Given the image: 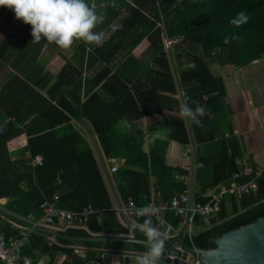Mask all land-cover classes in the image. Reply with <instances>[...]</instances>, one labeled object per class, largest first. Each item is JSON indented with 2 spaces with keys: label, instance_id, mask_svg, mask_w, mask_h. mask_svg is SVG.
Returning <instances> with one entry per match:
<instances>
[{
  "label": "trees",
  "instance_id": "1",
  "mask_svg": "<svg viewBox=\"0 0 264 264\" xmlns=\"http://www.w3.org/2000/svg\"><path fill=\"white\" fill-rule=\"evenodd\" d=\"M88 2L105 15L95 31L105 32L106 39L100 46L77 40L71 56L57 52L58 66L40 58L48 42L31 41V26L11 9L0 24V71L2 62L9 64L0 85V118L7 120L0 127L2 233L17 236L20 229L9 220L23 223L30 214L42 216L40 205L53 195L59 209L78 212L91 205L98 212L81 227L63 229L56 222L63 230L54 242L35 227L22 250L33 263L48 255L45 264H54L56 253L65 255L60 264H93L99 249L144 252L146 245L125 241L145 242L135 227L144 219L121 221L114 185L125 204L129 199L140 206L169 201L190 188L175 174L190 177L193 163V203L208 204L239 170L242 151L237 138H225L230 130L222 127L228 117L226 92L206 57L219 51L215 56L223 62L242 66L264 56V0ZM240 11L250 19L237 28L229 21ZM113 24L122 27L112 31ZM165 37L176 41L166 48ZM224 37L230 38L228 44ZM175 95L193 108L196 103L205 107L201 125L180 117ZM153 117L162 121L149 125ZM21 139L26 141L13 160L11 145ZM172 145L180 153L170 158ZM117 159L118 169L110 173ZM263 216L264 173L254 192L228 195L210 216H194L183 244L188 250L213 249L217 237ZM186 218L167 213L168 225L160 229L171 226L165 248ZM103 234L120 240H91ZM74 244L84 247L83 254L74 251Z\"/></svg>",
  "mask_w": 264,
  "mask_h": 264
},
{
  "label": "crops",
  "instance_id": "2",
  "mask_svg": "<svg viewBox=\"0 0 264 264\" xmlns=\"http://www.w3.org/2000/svg\"><path fill=\"white\" fill-rule=\"evenodd\" d=\"M8 8L0 7V24L4 18L8 15ZM123 18V17H122ZM22 22L16 24V28L21 27ZM1 39V37H0ZM74 44L67 50L61 49L54 43H46L41 53V59H48L47 64L50 67L58 66V51L64 52L66 55L71 56L73 53ZM171 47V46H170ZM219 51L215 52V55ZM210 55L206 57L209 63V68L213 75L220 76L223 81L224 89L226 92V105H227V120L223 121L222 127L227 129L230 126V130L227 129L225 138L235 137L241 146L242 156L240 161L248 162L252 165H264V56L255 59L245 65L235 66L231 63H225L217 56ZM192 64V63H191ZM3 69L0 71V85L3 83L5 76H7L8 63L2 62ZM173 98L178 99L180 104L184 101L177 95ZM161 117H153L148 119V124L153 125L161 122ZM7 122L4 118H0V127ZM158 136V135H157ZM26 139H21L16 143H12L11 151L14 153L13 160L18 154L21 147L24 145ZM192 155L194 157L197 145L194 141L191 142ZM176 146L170 147L168 157H175L180 153V149H175ZM117 161V160H116ZM114 161V162H116ZM191 173L189 177L190 189L193 185L192 173L193 163H191ZM112 194L116 207L122 208L123 203L120 197L119 191L116 185L112 188ZM5 201V200H4ZM91 206V205H88ZM87 207V206H86ZM121 221L128 220L126 214L120 213ZM44 232L51 235H56L62 230L55 228L40 227ZM192 227H188L186 221L184 225L180 226L176 231V238H183L188 234ZM186 232V234H185ZM189 235V234H188ZM94 238H99L95 236ZM112 238L108 234H103L99 239ZM72 241H79L81 239L71 238ZM73 248H78V253L83 254L85 250L83 246L74 244ZM43 261L47 263L50 259L48 255H43ZM65 259V255L62 253H56L54 257V264H60Z\"/></svg>",
  "mask_w": 264,
  "mask_h": 264
},
{
  "label": "clouds",
  "instance_id": "3",
  "mask_svg": "<svg viewBox=\"0 0 264 264\" xmlns=\"http://www.w3.org/2000/svg\"><path fill=\"white\" fill-rule=\"evenodd\" d=\"M0 7L11 9L16 19L31 26V41L34 42L43 39L67 50L77 40L88 45L100 46L106 39L105 32L95 31L97 26L104 22L105 15L97 12L96 4H90L88 0H0ZM249 19L250 14L240 11L229 23L238 28L248 23ZM121 27L120 24H113L112 31H117ZM231 39L238 40L239 37L232 36ZM223 42L228 44L230 38L224 37ZM179 115L199 126L200 117L206 115V109L199 103H196L195 108L191 107L188 99L185 98L179 106ZM110 173L113 172L110 170ZM149 211L148 217L142 223L135 225L146 243L145 251L135 257L136 264H161L166 235L171 231V226L165 231L154 226L151 214L158 213L159 209L153 206Z\"/></svg>",
  "mask_w": 264,
  "mask_h": 264
},
{
  "label": "built area",
  "instance_id": "4",
  "mask_svg": "<svg viewBox=\"0 0 264 264\" xmlns=\"http://www.w3.org/2000/svg\"><path fill=\"white\" fill-rule=\"evenodd\" d=\"M176 39H169L165 37V47L169 48ZM0 128V132H1ZM41 158H37L33 164L39 163ZM119 161L117 160L110 168L111 172L117 171ZM264 173V165H252L248 162L240 161L239 170L236 171L232 180L229 183L222 184L217 193H215L211 201L206 205L194 204L192 200L191 189L187 188L179 194H175L169 201L156 202L151 201L147 205L140 206L134 200L129 199L128 202L119 208V212L126 214L130 218L145 219L150 214V209L153 206L159 209L156 214H151L154 226L159 229L168 225L166 216L169 211L174 212L175 216L179 218H186L187 226L191 227V222L194 216L208 217L210 216L222 203L224 197L228 195H236L241 197L242 195H248L256 190V181L262 177ZM247 180L241 182V179ZM175 179L182 182L184 186H189V177L186 174H175ZM58 196L53 195L51 200H45L41 205L42 216L37 217L34 214L28 215L26 218H22L20 223L16 220H9L13 225L20 229L19 234L15 237H5L1 231L0 226V263L1 264H44L43 259L37 263H33L30 256L22 253L24 246L29 242L31 235L34 232L35 227H45L48 229L55 228L60 229L55 224L59 222L62 228H67L74 224L76 226H85L92 215L98 214V212L92 207L87 206L78 212H70L59 209L57 207ZM5 204L4 200H0V208ZM2 221L5 220L3 216L0 217ZM182 222L180 223V225ZM184 224V223H183ZM60 229V230H63ZM191 230H189L190 232ZM49 235V234H48ZM48 240L54 242V235H49ZM178 249V248H177ZM74 251H78V248H74ZM194 264V263H191Z\"/></svg>",
  "mask_w": 264,
  "mask_h": 264
},
{
  "label": "water",
  "instance_id": "5",
  "mask_svg": "<svg viewBox=\"0 0 264 264\" xmlns=\"http://www.w3.org/2000/svg\"><path fill=\"white\" fill-rule=\"evenodd\" d=\"M110 239L93 237L91 240ZM125 241L146 245L143 241L133 239ZM215 245V248L208 250H188L183 238L173 239L169 247L164 249L161 264H264V216L217 237ZM141 253L99 249L93 264H136L135 257Z\"/></svg>",
  "mask_w": 264,
  "mask_h": 264
},
{
  "label": "rangeland",
  "instance_id": "6",
  "mask_svg": "<svg viewBox=\"0 0 264 264\" xmlns=\"http://www.w3.org/2000/svg\"><path fill=\"white\" fill-rule=\"evenodd\" d=\"M98 9H99V6H98ZM105 10V8H103V11ZM183 44H184V46H187V43L186 42H183ZM198 45V44H197ZM198 46H200V48H201V45H198ZM144 47H146V44H145V46ZM146 54H147V52H146ZM144 55V54H143ZM174 65H173V69H174Z\"/></svg>",
  "mask_w": 264,
  "mask_h": 264
}]
</instances>
